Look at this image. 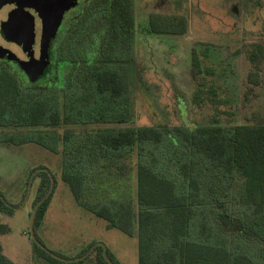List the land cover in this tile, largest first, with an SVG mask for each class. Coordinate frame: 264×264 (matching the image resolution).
Wrapping results in <instances>:
<instances>
[{"label": "trees", "instance_id": "trees-1", "mask_svg": "<svg viewBox=\"0 0 264 264\" xmlns=\"http://www.w3.org/2000/svg\"><path fill=\"white\" fill-rule=\"evenodd\" d=\"M85 7V14L72 28L64 30L54 52L58 63L64 62L61 86L54 84L44 92L23 90L19 77L9 67L0 66V138L11 144L35 142L53 152L62 151V177L78 204L107 219L110 226L136 234L139 264H262L247 254L233 251L231 239L221 226L226 223L240 238L264 241V122L224 126L214 121L207 125L163 129L130 125L134 116L130 107L133 71L137 76L132 54L136 35L135 0H88ZM148 26L151 33L183 35L188 31V17L153 12ZM257 48L263 53V46ZM254 55L253 52L250 58L255 62ZM192 69L196 75L204 71L196 50L192 55ZM205 86L204 82L197 83L193 97L196 104L204 99V94H215L214 87ZM76 125L97 127L78 140ZM168 142L183 146L192 156L209 163V175L216 171L228 178L230 191L233 190L231 179H239L230 202H227L228 191L221 194L216 187L212 190L214 194L219 193L215 199L219 219L223 221H219L221 226L217 232L203 219L199 235L194 237L191 233L197 208L204 203L199 198L200 181L193 175L194 161L181 164L183 184L178 185L141 158L147 146L167 148ZM134 152H137L135 200L139 209L136 227L134 196L125 193L121 198L91 202L85 198L89 182L101 177L88 176L77 168L88 157L89 168L113 167L117 177L125 178L126 172L132 169L128 160ZM34 172L33 178L39 179L31 213L32 218L36 210L34 227L38 242L31 239L34 258L44 264H85L95 253L91 264H119L102 243L92 244L72 258L58 254L43 243L37 228L46 214L56 180L48 168H35L31 174ZM231 202L235 209L246 208L249 216L229 217ZM16 209L17 205L0 192V213L13 216ZM10 232L11 227L0 216V236ZM0 264H15L5 254L1 241Z\"/></svg>", "mask_w": 264, "mask_h": 264}, {"label": "rangeland", "instance_id": "rangeland-1", "mask_svg": "<svg viewBox=\"0 0 264 264\" xmlns=\"http://www.w3.org/2000/svg\"><path fill=\"white\" fill-rule=\"evenodd\" d=\"M157 1L135 0L137 42L132 54L133 70H137V76L133 71L130 107L134 116L130 125L163 129L166 126L207 125L214 121L224 126L264 122V51L262 53L257 48L264 47V0H160L156 4ZM234 6L236 12L233 11ZM156 10L187 16L188 33L177 36L151 34L148 30L149 15ZM87 47L86 53L89 50ZM193 47L204 69L198 75L190 68ZM12 48L22 56L21 49ZM253 52L255 62L250 58ZM53 58L46 77L30 82L27 77L17 75L23 90L44 92L54 84L62 85L64 62L58 63L55 53ZM199 82L206 84L204 88L214 87L215 94H204V99L196 104L193 97ZM95 127L97 125L74 126L79 134L78 140ZM166 147L149 145L141 158L178 185L183 184L181 164L196 162L195 166L193 162V175L200 181L199 198L204 199V203L197 208L191 233L194 237L199 235L203 219L209 222L213 232H217L223 221L219 219L215 199L219 193L214 194L212 190L216 187L221 194L228 191L230 198L227 202H230L235 196L239 179H231L233 190L230 191V180L216 171L209 175V163L199 156H192L181 145L174 146L168 142ZM136 157L137 152H134L128 160L132 169L126 172L125 178L117 177L113 167L101 165L99 168L94 165L89 168L86 162L88 157L77 165L88 176L107 178H93L89 182V191L85 194L87 200L103 202L116 196L121 198L125 193L134 196L135 227L139 210L135 200ZM153 158L156 162H153ZM39 167L51 170L56 180L46 214L37 228L46 246L72 258L88 246L102 243L121 264H139V240L136 234L131 235L110 226L107 219L78 204L69 184L62 177V151L53 152L35 142L11 144L0 138V192L10 203L17 205L14 215L5 221L13 232L2 237V241L6 255L15 264H30L32 258L28 239L33 240L31 213L39 179H34L35 172H31ZM98 168L100 170L96 173ZM103 204L112 209V206ZM230 205L229 217L249 216L246 208L235 209L232 202ZM221 228L230 237L233 251L264 263V241L240 238L229 230L226 223ZM16 242L18 245H15ZM94 256L95 253L90 255L86 263L92 262Z\"/></svg>", "mask_w": 264, "mask_h": 264}, {"label": "water", "instance_id": "water-1", "mask_svg": "<svg viewBox=\"0 0 264 264\" xmlns=\"http://www.w3.org/2000/svg\"><path fill=\"white\" fill-rule=\"evenodd\" d=\"M77 1L78 0H0V9L7 3L17 4V7L10 12L7 20L2 23L1 33L7 40L22 45L24 51L28 53L30 58L26 61H20V58L15 53L2 45H0V57L9 54L10 59L20 61V66L26 72L30 82L39 80L45 74V70L50 64L49 48L52 39L56 36L62 24L63 15L71 7L76 6ZM27 8L36 10L42 19L39 58L34 56L33 50L36 37L34 16ZM29 182L31 186L32 178ZM35 217L36 210L31 218L30 230L32 239L38 242L34 227ZM89 253L90 251L87 254Z\"/></svg>", "mask_w": 264, "mask_h": 264}, {"label": "flooded vegetation", "instance_id": "flooded-vegetation-1", "mask_svg": "<svg viewBox=\"0 0 264 264\" xmlns=\"http://www.w3.org/2000/svg\"><path fill=\"white\" fill-rule=\"evenodd\" d=\"M88 5V0H78L76 6L71 7L69 10H67L63 15L62 24L56 34V36L52 39L51 45L49 48L50 53V64L45 70V73L47 70L51 67L53 64V57L54 52L56 49V43L60 42L62 40V37L64 35V30L68 29L69 27H73V25L77 22L78 18L85 14L86 7ZM17 7V4L15 3H7L0 9V45L5 47L6 49L11 50V52L15 53L21 60H29V55L27 52L24 51L23 46L19 45L15 42L7 40L3 34L1 33V25L2 23L7 20L9 14L11 11H13ZM28 11L34 16L35 21V43L33 45L34 50V56L39 58L40 57V41H41V33H42V19L39 15V13L34 10L33 8H27ZM62 35V36H61ZM13 46L18 47L22 51V56L19 55L14 51L12 48ZM19 60H14L9 58V54H6L3 57H0V66H7L11 69V71L16 75L25 76L28 78L26 72L21 68ZM29 79V78H28Z\"/></svg>", "mask_w": 264, "mask_h": 264}, {"label": "crops", "instance_id": "crops-1", "mask_svg": "<svg viewBox=\"0 0 264 264\" xmlns=\"http://www.w3.org/2000/svg\"><path fill=\"white\" fill-rule=\"evenodd\" d=\"M159 2H161L160 0L159 1H157V3L156 4H158ZM235 10V6L233 7V11ZM153 12H158L157 10L156 11H153ZM153 12H151V13H153ZM234 12H236V11H234ZM150 13V14H151ZM161 13H166V12H161ZM169 14V13H168ZM136 16V15H135ZM188 30H189V28H188ZM188 33V31L185 33V34H183V35H186ZM152 34V33H151ZM153 34H155V35H167V36H177L176 34H156V33H153ZM137 40V32H136V35H135V43L137 42L136 41ZM194 50H196L194 47L192 48V50H191V69H192V55H193V51ZM204 55H205V53H204ZM1 216V218H2V220L5 222L6 220H7V218L9 217V216H5V215H3V214H1L0 215ZM7 223V222H6ZM13 232V230H12V227H11V232L9 233V234H11ZM5 235H2V236H0V241H1V243H2V245H3V247H4V252H6L5 251V246H4V243H3V241H2V237H4ZM101 242V241H100ZM15 245H18V243L16 242L15 243ZM28 245H29V248H30V250H31V262H30V264H44L43 262H41V261H34L35 260V258H34V255H33V247H32V241H30V238L28 239ZM48 247V246H47ZM49 249H51V250H53V251H55L53 248H51V247H48ZM56 252V251H55ZM6 254V253H5ZM33 255V256H32ZM113 255L115 256V254L113 253ZM115 259H117V258H115ZM117 261H118V263L119 264H121L122 262L120 261V260H118L117 259ZM46 264H50V263H46ZM85 264H88V263H85ZM89 264H91V263H89Z\"/></svg>", "mask_w": 264, "mask_h": 264}, {"label": "built area", "instance_id": "built-area-1", "mask_svg": "<svg viewBox=\"0 0 264 264\" xmlns=\"http://www.w3.org/2000/svg\"><path fill=\"white\" fill-rule=\"evenodd\" d=\"M0 215H1V213H0ZM50 264H52V263H50Z\"/></svg>", "mask_w": 264, "mask_h": 264}]
</instances>
